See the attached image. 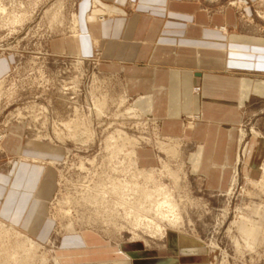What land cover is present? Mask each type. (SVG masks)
Here are the masks:
<instances>
[{"label": "rangeland", "instance_id": "374dc122", "mask_svg": "<svg viewBox=\"0 0 264 264\" xmlns=\"http://www.w3.org/2000/svg\"><path fill=\"white\" fill-rule=\"evenodd\" d=\"M96 1L0 0V173L7 174L20 160L17 145L22 140H30V144L46 142L50 146L61 148L63 155L66 153L63 162L50 164L57 167L59 174L57 192L48 210L50 236L42 242L25 235L41 244L44 249L42 252L50 254L49 264H56V261L60 264H75L76 249H72V252L62 250L66 237L71 242L80 235L82 237L90 233L106 240L109 243L107 246L115 250H123L124 245L131 246L133 236L130 224L134 219H130L128 223L121 209L112 207L113 203L105 207L106 203L99 200L100 196L97 198L98 194L103 195L107 185L106 190L118 186L117 181L120 179L123 182H135L129 173L131 168L127 158L134 143L131 144L124 138L118 139L116 141L119 146L127 143L125 151L114 155L106 151V140L116 130H121L128 137L139 141L140 167L155 171L159 181L168 189L170 187V193L180 204L184 218L182 228L174 231L170 229L169 232H172H168L162 240L151 236V229L144 225L133 231L148 242L147 245H136L145 247L148 251L144 262L264 264V106L260 105L258 111L262 112L256 117L252 116L253 112H249L251 114L246 115L245 123L240 129L237 162L232 169L229 188L226 192L210 190L204 177L193 176L190 172L187 153L194 150V145L186 143L183 137L164 136L158 120L140 112L134 105L133 98L125 94L122 77L117 75L120 77L118 78L101 68L105 60L100 46H94L91 55L74 51L63 52L61 49L62 43H74L69 38L82 32L78 17L85 15V11L82 12L83 6L92 5V9L97 11ZM100 1L114 4L113 0ZM204 2L213 11L233 8L244 24L264 34V2ZM132 9L134 8L129 9L130 12ZM89 10H86V14ZM112 16L115 14L109 10L99 15L97 20L102 23ZM218 29L228 32L224 31L228 29L226 26H219ZM200 92V86L194 87V95L199 96ZM103 96L108 97V106L103 115L98 117L95 99ZM123 98L127 101L121 106ZM18 114H22V117ZM200 119L199 115L186 116L187 129H193ZM73 120L90 122L95 141L82 144L69 137L68 131L61 126L59 129L63 132L62 140L58 141L59 137L52 129L53 123L60 125ZM84 132L82 126L77 135L86 140V137L81 136ZM164 139L178 141L181 149L168 153L161 151L159 145ZM35 159L37 158L31 163L46 165L45 162ZM168 170L178 174V186L170 179ZM102 189L104 192H101ZM133 195L135 196H129L133 201H128L131 204L134 203V198H138L137 194ZM88 197L96 198L97 202H88ZM105 209L106 212L103 211ZM0 222L4 223L1 220ZM71 222L76 225L77 234H68L63 230L62 227ZM244 224L250 227L257 225L256 228L259 229L257 242H250L252 246L244 239L241 230L239 231ZM121 225L126 229L117 233L116 229ZM76 244L74 242L71 246L75 247ZM120 255L125 254L120 251ZM138 262L134 260L135 264Z\"/></svg>", "mask_w": 264, "mask_h": 264}, {"label": "crops", "instance_id": "0c3cea01", "mask_svg": "<svg viewBox=\"0 0 264 264\" xmlns=\"http://www.w3.org/2000/svg\"><path fill=\"white\" fill-rule=\"evenodd\" d=\"M113 1L97 0V11L84 5L85 15L78 17L82 32L61 49L91 55L100 46L101 68L122 77L125 94L140 112L158 120L164 136L194 145L187 153L191 174L204 177L210 190L226 192L246 115L256 117L264 106V34L244 24L233 8L213 11L204 0ZM109 10L115 16L99 22L97 17ZM196 86L199 96L193 93ZM193 115L201 119L187 129L185 117ZM30 143L22 140L20 160L0 173V220L45 242L59 175L50 164L63 162L66 153L46 142ZM34 158L46 165L31 163ZM108 244L89 233L71 242L66 237L62 250L76 249L75 264H148L145 247L115 250Z\"/></svg>", "mask_w": 264, "mask_h": 264}, {"label": "bare ground", "instance_id": "6f19581e", "mask_svg": "<svg viewBox=\"0 0 264 264\" xmlns=\"http://www.w3.org/2000/svg\"><path fill=\"white\" fill-rule=\"evenodd\" d=\"M224 31H227V29H225ZM74 84L77 86L76 82ZM95 100H96L95 102L97 103V105L95 106L96 107L95 108L96 113H97V116L100 117L103 115L104 111L107 109L108 97L103 96V97L95 99ZM126 101L127 100H125L124 98L121 99V102H120L121 106H123L126 103ZM19 117H22V114H20ZM78 120H80V119H78ZM85 121L84 120H82V121H74L73 120L72 122L61 123L60 125H58V123L55 122V123H53L54 126L52 129H54L53 131L56 134V136L59 137L58 141L62 140L61 136H62L63 132L61 131V129H59V126H61L66 131H68L69 137H73L77 141H80V143H82V144H88L89 142L95 141V133L90 128L91 127L90 122H85ZM82 126H83V130L85 132L82 133L81 136H83V138L86 137V140L82 139L81 137H78V135H77L79 128ZM122 138L128 140V142L130 141L129 143H131V142L134 143V144L131 143L132 145L129 149V152L127 153V158H129L128 162H130V168H131V170H129V173H131L132 179L135 182H126L127 180L125 182H123L124 180L122 181L120 179L119 181H122V183L117 181L118 183L117 182L116 183L118 184V186H116L114 189H111V190L110 189L106 190L108 188V185H107V188L105 187L106 188L105 192H104V189H102L103 191H101V192H104L103 195H102V193H101V195L98 194L97 198L100 196L99 200L106 203L105 207H108L107 204L110 203V205H111V203H113L112 207H115L117 209H121L123 211V214H124V219L127 220V222L130 219H134V221L130 224V226L132 227L131 233L133 236L132 240L130 241V245H134V246H136V245L139 246L140 244L141 245H145V244L147 245V243H148L147 240L144 239L143 237L137 235L133 231H135L140 226L144 225L147 228L151 229V233H150L151 236H153V237L156 236V238L159 237L162 240L163 237H166L168 235V232L170 229H172L173 231L178 230V229L180 230V228H182V226L184 225V218L182 217V214H181L180 204L176 201V199H175L176 197L174 198L172 193H170L171 192V190H169L170 187L168 189L167 186H165L162 182L159 181L158 176H157L155 171H148V170L140 167L139 155H138V151L140 148L138 147L139 146L138 140H135V139L128 137V135L126 133L122 132L121 130H116L113 133V135L106 140V144H107V145H105L107 147L106 151L107 152L109 151V153L113 154V155L116 153H119L121 151H125L127 143L119 146V145H117V143H119V142L116 141V140L122 139ZM159 146H160L159 147L160 150L165 152V153H168V152L173 151V150H177V149L180 150L181 149V144L178 141H175L173 139L172 140L164 139V141H161ZM109 157L111 158V156H109ZM35 160H37V159H35ZM121 163H123V162H121ZM121 163H119V164H121ZM82 165H83V163H82ZM125 168L127 169L128 167H125ZM165 168H167V167H165ZM115 171H116V169H115ZM168 172H169L170 179H173L174 184L175 185L177 184V186H178V182L180 179L178 174L170 172L169 170H168ZM105 177H106V175H105ZM116 179L118 180V178H116ZM150 185L153 188L152 191L150 190V189H152ZM94 186H95V184H94ZM112 187L110 186V188H112ZM86 189H89V188H86ZM82 193H84V192H82ZM85 193H86V191H85ZM98 193H99V191H98ZM133 194H137L138 196L136 195V197H138V198H136V199L134 198V203L131 204L133 201L130 197L135 196ZM85 197H86V195H85ZM129 200L132 202H128ZM95 201H96V198H93V197L89 198L88 197V202L96 203L97 201L96 202ZM93 205L95 206V204H93ZM103 205H105V204H103ZM101 209H103V207H101ZM106 209L103 211L106 212ZM96 212H97V210H96ZM99 212H100V210H99ZM67 213H68V211H67ZM109 214H111V213H109ZM109 214H107V215L109 216ZM115 214H116V212H115ZM94 215H96V214H94ZM116 215H118V214H116ZM253 215H255V214H253ZM110 216L112 217L113 215H110ZM91 218L93 219V216ZM95 219H96V217H95ZM115 219H116V217H115ZM115 219H113V220L115 221ZM88 221H89V217H88ZM101 221H102V219H101ZM241 223H242V221H241ZM245 223H248V222H245ZM251 223L249 222V224H251ZM256 227H257V225H256ZM256 227H250V225L246 226V224H244V225H241V227L239 229V231L241 230L240 233L243 234L244 239H246L247 242L249 243V245H251V246L253 244L252 243L250 244V242L251 241L253 243L257 242V239H258L259 229ZM62 228L65 231V233H68V234H77L78 233L77 227L73 222L68 223L67 225L63 226ZM125 229H126V227L121 225L120 227H117L116 230H117V233H121ZM171 232H169V233H171ZM238 245H239V243H238ZM245 245H247V243ZM246 247H248V246H246ZM42 250H44V249H42L41 244L37 243L35 240L26 236L22 232L15 230V229L7 226L6 224L0 222V264H49L50 254H48L44 251L42 252ZM56 264H60V263L56 261Z\"/></svg>", "mask_w": 264, "mask_h": 264}]
</instances>
